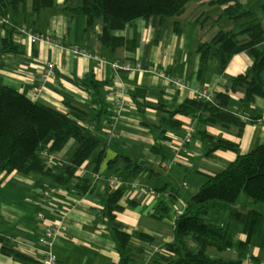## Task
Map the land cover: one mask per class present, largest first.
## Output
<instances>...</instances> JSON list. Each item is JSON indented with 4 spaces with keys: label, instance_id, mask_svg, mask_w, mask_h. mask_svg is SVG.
Wrapping results in <instances>:
<instances>
[{
    "label": "crops",
    "instance_id": "1",
    "mask_svg": "<svg viewBox=\"0 0 264 264\" xmlns=\"http://www.w3.org/2000/svg\"><path fill=\"white\" fill-rule=\"evenodd\" d=\"M83 1L55 0L51 5L36 10L34 0H25L0 13V48L4 46L9 29L12 30L13 40L21 47V50H8L0 54V83L23 90L31 98L46 104L67 108L66 101H71L90 108L94 104L83 82L85 75L95 71L99 79L112 78L105 89L106 101L112 106L116 93L128 100L115 123L117 145L121 147L123 155H130L147 165L129 182L139 185L127 186L120 200L122 209L118 211L116 221L131 233L141 231L156 236L155 242L133 237L137 246L134 264H156L152 256L159 243L173 238L176 215L184 212L187 200L200 186L194 188L187 178L184 184H180L174 166L161 169L160 157L151 151L155 142L154 133L144 120L158 121L164 110L174 109L188 97L196 96L197 89L208 88L215 92L228 89L233 83L232 77L247 70L254 61V55L249 49L236 52L224 70L217 56L203 63V51L199 47L220 31L235 25L231 16L227 20L226 5L220 4L223 8L216 10L219 4L211 3V0H193L183 14L167 18L158 42L155 41L156 31L163 22L159 15L139 17L124 28L114 30L115 34L136 39L134 48L107 45L100 37L104 29L103 19L93 28L85 11L73 10ZM241 1L264 20V0ZM29 30L51 33L61 42L54 45L42 41L33 37ZM72 44L92 50L94 56L70 51L68 46ZM124 59H130L134 65L141 62L166 68L172 76H184L188 86L179 88L172 76L148 70L133 68L116 71L111 62ZM50 61L55 62L57 72L43 83L41 93L35 96L34 87L41 83L40 78ZM231 97L230 108L243 110L241 100L245 97V91L232 90ZM243 112L260 117L245 126L242 136L224 132V136L240 141L239 151L219 150L214 155L206 153V147L199 139H193L189 147L181 148L183 134L188 131L193 118L180 115L185 119L182 128L169 130L173 135L171 145L177 150L172 163L178 164L180 172L197 170L209 177L210 173L226 167L238 152L252 151L264 142V97L258 96L250 108L244 107ZM210 129L215 133L221 131L215 126ZM103 138L113 140L111 128L105 129ZM79 144V140L71 139L60 151L50 155V160L57 164L70 159ZM118 150L113 145L108 147L97 190L105 188L108 176L117 175L126 167L121 158L110 163V159L119 153ZM89 169L91 162L87 161L79 173H87ZM0 180L5 195L1 203L4 221L0 223V234L4 235L5 240H0V264H45L44 250L47 246L39 242V235L48 225L61 223L66 228L59 232L54 246L59 264L119 262L121 255L117 244L99 213L100 197L97 193L88 192L77 198L68 193L65 184L35 172H2ZM54 186L56 191L46 195L45 191ZM156 187H166V194L156 190ZM172 188L175 189L173 194L179 193L180 196L172 203L171 214L158 220L153 214L155 207L162 200V195H171ZM248 199L246 208L251 201L250 197ZM211 214L210 220L206 216L208 221L217 226H228L232 232L231 225H234L237 239L245 238L244 223L231 220L228 210H224L222 219ZM6 243L14 253L3 251ZM211 251L226 258L238 255L236 246L225 251ZM252 256H258L260 264H264V232L253 239L250 255L244 264H256Z\"/></svg>",
    "mask_w": 264,
    "mask_h": 264
},
{
    "label": "trees",
    "instance_id": "2",
    "mask_svg": "<svg viewBox=\"0 0 264 264\" xmlns=\"http://www.w3.org/2000/svg\"><path fill=\"white\" fill-rule=\"evenodd\" d=\"M21 1L25 0H0V13ZM54 1L34 0L35 9L41 10ZM191 1L84 0L73 10L85 11L93 28L103 19L104 29L100 37L107 45L134 48L136 39L115 34L114 30L124 28L139 17L159 15L163 22L156 31L155 41L158 42L165 29V20L183 14ZM211 3L226 5V13L235 20V25L220 31L199 47L203 51V63L217 56L224 70L232 56L245 49L253 53L254 61L247 70L232 77L231 87L216 91L212 99L188 97L180 106L164 110L158 121L144 120L154 133L155 142L151 151L160 157L161 169L168 168L176 158L177 150L171 145L173 135L169 130L182 128L185 119L180 115L191 116L192 120L198 121L192 136L201 140L209 155L219 150L239 151L240 141L224 136V132L242 136L245 126L260 117L248 115L243 110L244 107L250 108L258 96L264 97V20L258 12L246 8L241 0H211ZM8 50H21L12 38L11 29L0 54ZM110 80L111 77L99 79L95 71L85 75L83 82L94 104L90 108L71 101H66L67 108L46 104L31 98L23 90L0 83V173L14 170L39 173L65 184L68 193L77 198L88 192L97 193L100 197L99 213L121 255L116 264H134L137 246L133 237L155 242L156 236L141 231H126L116 219L122 209L120 200L127 191V183L147 165L130 155H123L117 145L118 137L112 141L103 138L105 129L112 128L115 122L112 106L106 101L105 89ZM238 89L245 91V97L241 100L243 110L236 111L230 108L231 91ZM211 126L221 131L215 133ZM71 139L79 140L80 144L70 159L50 165L47 152L54 154L60 151ZM190 144L188 142L186 146ZM110 145L119 149L110 163L117 162L119 158L126 163V167L118 173L126 184L114 186L106 179L105 188L100 191L97 190L99 178H95L94 174L101 172ZM87 161L91 162V169L80 174L79 169ZM165 188L156 187V190L166 194ZM174 190H170V196L162 195L153 213L156 219L161 220L171 214L172 203L180 196L179 193L173 194ZM245 194L251 199L248 208L245 207ZM4 200L0 180V223L4 221L1 211ZM225 209L229 210L231 220L244 223L245 238L237 239L230 227L217 226L208 221L206 216L209 212ZM175 223L173 238L159 243L152 256L156 264H244L250 255L253 239L264 229V142L250 152H238L226 167L210 173L187 200L184 212L176 215ZM0 240H5L4 235L0 234ZM235 246L238 255L234 258L211 251H225ZM3 251L14 253L8 243L3 246ZM252 259L260 264L258 256H252Z\"/></svg>",
    "mask_w": 264,
    "mask_h": 264
},
{
    "label": "built area",
    "instance_id": "3",
    "mask_svg": "<svg viewBox=\"0 0 264 264\" xmlns=\"http://www.w3.org/2000/svg\"><path fill=\"white\" fill-rule=\"evenodd\" d=\"M29 32L33 37L38 38L42 41H47V42L54 44V45H59L61 42L56 36H54L51 33H46V32L40 31V30H29ZM68 49L70 51H73V52L81 54V55L94 56V53L92 52V50H90L86 47L80 46L78 44L69 45ZM111 65L116 71H120L121 69L137 68V69L152 71V72H155V73L163 75V76H172L168 73V69H166V68L160 67L156 64L144 65L141 62H137L134 65L130 59L114 60L111 62ZM56 72H57V70H56L55 62L50 61L48 63V67L45 69V71L43 72V74L40 78L41 83L34 87L35 96H38L41 93L43 86H44L43 83L45 81H47V79L50 76L55 75ZM172 80L175 83V85L179 88H183V87L188 86V81L184 76L175 75V76H172ZM215 94H216V92L214 89L204 88V89H197L196 90V96L203 97L206 99H212ZM127 101H128L127 98L125 96H123L122 94L116 93L114 96L112 109H113L114 115H115V122L113 123V127L111 128L112 137L117 136V131L115 128L116 119L120 116V114L123 111V108L126 105ZM197 125H198V121L193 120L188 131L185 134H183L182 143H181L182 147L181 148L187 147L186 144L188 142L191 143L193 141L192 134L194 131H196ZM47 155L49 156V158H51L50 155H52V154H49L47 152ZM49 164L54 165V163L51 160H49ZM94 177L100 178V177H102V173L97 172L94 174ZM107 180L114 186H118L120 184H126V181L123 180V178L119 174L108 176ZM129 185H133L134 187H137L139 185V183L131 184L128 182L127 186H129ZM54 191H56V186L47 189L45 191V194L49 195V194L53 193ZM155 192H156L155 190H152L153 194H156ZM65 228H66V225L64 223H61L60 225L59 224L58 225H48L45 228V230L39 235V242L47 246V248L44 250V252H45V264H59V258H58L57 253L54 250V246H55L56 239H57L59 232Z\"/></svg>",
    "mask_w": 264,
    "mask_h": 264
},
{
    "label": "rangeland",
    "instance_id": "4",
    "mask_svg": "<svg viewBox=\"0 0 264 264\" xmlns=\"http://www.w3.org/2000/svg\"><path fill=\"white\" fill-rule=\"evenodd\" d=\"M196 1H200V0H196ZM247 1L250 2V0H247ZM217 4H219V5L217 6V8H215L216 10H220L221 8H223L222 6H220V3H217ZM155 16H157V15H155ZM229 16L230 15H227V20H229ZM169 166L170 167L171 166H174L176 168L175 169V174L176 173L178 174V175H176V177H177V180H178V182L180 184H184L185 179L187 178V180L189 181V183L192 184L194 186V188L195 187L198 188L208 178V175H205V174L201 173L200 171L198 172L197 170H191V172H189V173H187L185 170H182V172H180L179 170H181V168L176 163H171ZM244 197H245L244 202H246L247 200H249L248 199V197H249L248 195L245 194ZM226 210L227 209H225V211ZM223 212H224V210H222V211L212 210L211 212H209V214H207L208 215V219L210 220V218H211L210 215H212L211 213H213V215H215V214L218 215L222 219ZM231 228H232L233 232H236V229L234 228V225H231ZM259 235H257L256 237L258 238Z\"/></svg>",
    "mask_w": 264,
    "mask_h": 264
}]
</instances>
